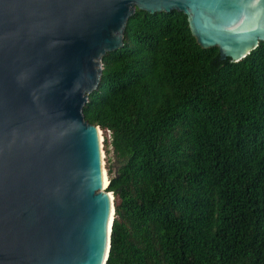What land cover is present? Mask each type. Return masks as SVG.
<instances>
[{"label": "trees", "instance_id": "trees-1", "mask_svg": "<svg viewBox=\"0 0 264 264\" xmlns=\"http://www.w3.org/2000/svg\"><path fill=\"white\" fill-rule=\"evenodd\" d=\"M100 63L82 115L115 164L104 264H264V43L220 60L181 12L135 9Z\"/></svg>", "mask_w": 264, "mask_h": 264}, {"label": "water", "instance_id": "water-1", "mask_svg": "<svg viewBox=\"0 0 264 264\" xmlns=\"http://www.w3.org/2000/svg\"><path fill=\"white\" fill-rule=\"evenodd\" d=\"M135 9L181 12L220 60L264 43V0H0V264H104L113 197L82 106Z\"/></svg>", "mask_w": 264, "mask_h": 264}, {"label": "rangeland", "instance_id": "rangeland-1", "mask_svg": "<svg viewBox=\"0 0 264 264\" xmlns=\"http://www.w3.org/2000/svg\"><path fill=\"white\" fill-rule=\"evenodd\" d=\"M108 134L106 132H103L102 130H100V142H101V151H102V164H103V169L105 170V167L107 166V164L109 162H112V164L115 166V164L113 163V155L111 153L110 147L109 146H103V139L108 141ZM104 149H106L107 151L104 152ZM106 175V172H105ZM106 179L107 175L105 176Z\"/></svg>", "mask_w": 264, "mask_h": 264}, {"label": "bare ground", "instance_id": "bare-ground-1", "mask_svg": "<svg viewBox=\"0 0 264 264\" xmlns=\"http://www.w3.org/2000/svg\"><path fill=\"white\" fill-rule=\"evenodd\" d=\"M100 131H98V135H97V138H98V142H99V145L101 144L100 142ZM101 154H102V151H101ZM106 175L104 174V169L102 167V170H101V185H102V188H104V186L106 185L107 183V179L105 177Z\"/></svg>", "mask_w": 264, "mask_h": 264}]
</instances>
